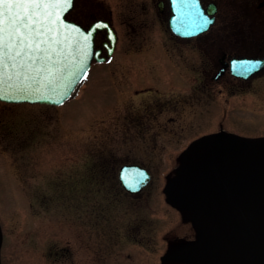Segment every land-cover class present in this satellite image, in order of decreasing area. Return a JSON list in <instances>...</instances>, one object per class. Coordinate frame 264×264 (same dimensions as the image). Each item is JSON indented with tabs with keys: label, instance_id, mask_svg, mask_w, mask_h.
Listing matches in <instances>:
<instances>
[{
	"label": "rangeland",
	"instance_id": "1",
	"mask_svg": "<svg viewBox=\"0 0 264 264\" xmlns=\"http://www.w3.org/2000/svg\"><path fill=\"white\" fill-rule=\"evenodd\" d=\"M157 1L86 0L92 12L106 17L111 11L117 20L121 40L113 60L95 64L81 91L62 106L0 101L2 264H54L55 255L63 257L59 264H73L76 257L87 264L91 254L111 258L98 264H176L163 262L162 256L177 244L176 239L183 240L175 238V233L185 226L160 194L176 167L172 161L165 162L169 149L150 152L131 147L132 142L146 143L156 136L124 133L116 117L125 110L141 111L142 105L154 101L166 110L160 113V120L183 119L177 134L167 137L168 125L158 138L166 144L173 140L175 144L169 148L175 149L177 157L190 140L212 131L264 137V83H256L254 98L242 94L221 101L210 92V82L196 84L191 79L194 76L183 81L188 63L197 62L189 60L190 52H169L170 47L165 46L180 74L171 65L156 17ZM80 2L77 0V8ZM224 2L230 20L227 25L234 35L240 36V30L256 37L264 34V16L253 11V0ZM75 15L71 13V19ZM162 25L169 30L166 23ZM136 31L133 43L128 42L129 33ZM239 39L241 43L244 39L256 41ZM127 46L133 47L132 53L124 56ZM151 88L156 95L148 92ZM114 104L117 109L110 114ZM194 112L205 117L206 129L191 119ZM229 116L239 119L235 125L239 128L229 131L224 124L222 130H216L222 117ZM141 160L149 163L146 166L155 181L148 190L153 192L149 201L143 200L139 207L123 194L117 173L123 164ZM141 221L151 240L137 244L140 234L135 227ZM186 223L191 227L190 219Z\"/></svg>",
	"mask_w": 264,
	"mask_h": 264
},
{
	"label": "water",
	"instance_id": "2",
	"mask_svg": "<svg viewBox=\"0 0 264 264\" xmlns=\"http://www.w3.org/2000/svg\"><path fill=\"white\" fill-rule=\"evenodd\" d=\"M176 5L177 33L195 35L208 28L210 22L205 23L197 1L195 7L192 0H176ZM73 6L35 7L31 0L0 4V37L7 42L16 27L28 35L22 25L32 16L38 21L31 25L32 48L37 44L40 48L25 47L13 61L11 55L20 50L19 40L13 37L18 47L11 52L5 48L0 54V101L59 106L76 95L93 60L96 28L108 24L86 30L67 19ZM37 29L40 36L35 35ZM119 175L122 185L133 193L150 181V174L137 165L124 166ZM165 193L173 207L192 213L196 231L195 240L169 253L166 260L264 264V137L213 134L194 141L183 152L177 175ZM2 241L0 226V264Z\"/></svg>",
	"mask_w": 264,
	"mask_h": 264
},
{
	"label": "flooded vegetation",
	"instance_id": "3",
	"mask_svg": "<svg viewBox=\"0 0 264 264\" xmlns=\"http://www.w3.org/2000/svg\"><path fill=\"white\" fill-rule=\"evenodd\" d=\"M198 2L202 13L210 19L211 25L207 31L195 35H180L173 32L170 27V22L175 16V9L173 8L172 0H158L156 2V17L158 18V21L160 23V32L162 34L164 48L165 46H169V52H171V50L174 52V50L176 49H180L185 52L188 51L190 52L188 55L189 60L192 61L194 58L196 59L197 65L191 64L190 62L188 63L189 65L187 64L188 66L185 69L187 74L182 76L183 81L187 79L186 76H194L191 79L196 80V84L203 85V83L206 81L210 82V92L216 93L221 101H229L233 97V95L240 96L242 94H245V96H252L256 83H264V34L256 37V35L252 33H245L244 30H240L241 35L236 36V34H233V29L229 25H227V22H229L230 20H228L225 16L226 14L224 9V0H198ZM79 5L80 6L77 8V0H75V5L71 13L76 12V15L72 19L69 15V18L71 20L82 25L86 29L93 27L98 22H106L109 24L115 34L114 39H111L109 29H98L95 37V51L99 53L94 58V63L91 67L92 71L95 64H109L113 60L114 56L118 52V43L121 40V32L116 25L117 20L115 19L111 11V14L105 17L102 15H97L99 13L96 14V12H92L93 10L87 7L86 0H81ZM251 7L253 11L257 13L258 17L264 16V0H253ZM166 12L167 16L165 17ZM133 19L137 20L138 18L134 17ZM130 20L127 21L130 22ZM162 23H166L167 27L169 28L168 31L163 28ZM230 29L232 31L230 33H227L228 31H230ZM235 33L238 34V32ZM137 34L138 31H136V33H133V35H130L129 33L127 41L133 43V37ZM239 37H248L249 39H256V41H253L252 43L246 42L244 39V42H242V44ZM238 45H240L241 48H239ZM132 49L133 47L130 46L124 47L123 50L126 52L122 54L124 56H128L130 53H132L130 52L132 51ZM164 52H167V48L164 49ZM169 52H167V58L172 60L173 57L170 56ZM200 53L202 55V58L200 56ZM203 55L206 56V58L203 57ZM179 60L181 61V54L179 55ZM251 60L254 61L255 64L250 63ZM245 61H247V64L245 63ZM170 62L174 69H176L179 73L180 71L177 69L178 63H176L175 60H172ZM237 62L244 63L243 65H247L249 70H245L243 67H241V64ZM191 79L189 80L190 85ZM148 92H150L151 94H155V89L151 88L150 90H148ZM206 92H209V89L206 90ZM136 94L137 92L134 93V95ZM252 97L254 98V96ZM115 103H118V100H116ZM114 105L112 106V108L114 107V109L110 112V114L117 109V105ZM165 111V108H162L158 103L152 101L142 105L141 111L125 110L122 116H118L116 118L119 119L121 129L126 134H133L137 137L140 134L150 133L151 135L156 136V138L152 137L151 140L146 143L132 142L130 143L132 148H134L135 150L145 149V151L150 152H155L158 149H169V152L165 155V162L169 163L172 161V165L177 167L180 164L179 160L181 159V154L179 155V159V156L177 157L175 154V149L169 148L170 144L175 143L173 142V140H167V142H170L167 144L164 143V141L159 142L158 138L160 136V130L163 129L165 131L168 125H171V128L170 131L165 132V135L168 137L169 135L171 136L177 134L180 129L183 128V119L179 120V118L169 117L168 120H160V113L163 114ZM196 115L197 112H194L193 115L191 114V119L199 122L200 126L205 127L206 129L207 126H205V117ZM238 123L239 119H237V117L235 116H229L226 118L222 117V120L218 122V128L216 130H222L224 128V124H226L227 130L231 131L235 128H239L235 126ZM210 134H216V132L212 131L211 133L206 135ZM220 134H222V132ZM202 136H204V134L198 135L194 139L190 140L186 148L193 141ZM147 163L148 162L146 160H141L140 162L131 161L125 164H136L147 168L149 164ZM148 171L151 174V180L148 185H146L140 192L137 193H130L125 190L120 183L119 175L117 173V182L121 190L123 191V194L129 201L137 206L139 205V207L142 206L144 201H149L150 197L153 194V192H150L148 190L154 184L155 177L154 173H152L151 170L148 169ZM173 177L174 176L170 177L167 180L169 181ZM160 194H164V189L162 190V192L160 191ZM165 202L173 211L178 213L181 218L180 220L182 224L185 226L182 227V229L179 228L175 233V238H183V240L176 239L177 241H179L172 248V250H175L178 247L194 240L195 231L192 227V224V229L189 225H186V222L189 219L191 223V216L188 215V212L179 211L178 209L172 207L167 202L166 196ZM142 221L138 223V226L135 227L140 234V237L136 241L137 244L151 240V238H148L149 234H146L143 231L145 223ZM55 256L56 257L53 262L54 264L63 263V257L59 259V255ZM110 259V257L104 255L98 257L96 254H91L88 256L86 263L98 264L107 262ZM174 263L184 264L178 261H175ZM73 264H82V261H79V258L76 257V260Z\"/></svg>",
	"mask_w": 264,
	"mask_h": 264
},
{
	"label": "snow or ice",
	"instance_id": "4",
	"mask_svg": "<svg viewBox=\"0 0 264 264\" xmlns=\"http://www.w3.org/2000/svg\"><path fill=\"white\" fill-rule=\"evenodd\" d=\"M6 3V0H0V4ZM31 3L35 7H54V8H60L63 10L64 8H69L73 6V0H55L54 3L51 2H45V0H31ZM192 5L196 6V0H192ZM50 16L51 13H48ZM28 23H23L22 27L23 29H28V35H25L22 31L21 27H16L14 31L10 34L7 42L4 41L3 37H0V54L4 53L5 48L11 52L12 49L17 48L18 45L13 40V37H16L19 40V51H15L14 54L11 55V59L13 61L16 60L17 57H20L22 52L24 51V48L27 47L28 49H31L32 51H40L39 44L36 45V48H32V32H31V25L34 23H37L38 21L34 20L32 16H28ZM59 14H57V20H59ZM20 20L23 21L24 17H20ZM205 23H208L207 20H205ZM99 27V26H97ZM104 27H107L106 25ZM36 36H40L41 32L37 29L35 32ZM27 42V43H26ZM15 66V64L13 65ZM245 70H249L247 65H241ZM3 97H0L2 99Z\"/></svg>",
	"mask_w": 264,
	"mask_h": 264
}]
</instances>
